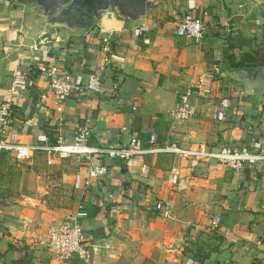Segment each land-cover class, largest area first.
Masks as SVG:
<instances>
[{"label": "crops", "instance_id": "obj_1", "mask_svg": "<svg viewBox=\"0 0 264 264\" xmlns=\"http://www.w3.org/2000/svg\"><path fill=\"white\" fill-rule=\"evenodd\" d=\"M200 10L199 43L173 34L184 12ZM138 23L148 26L139 35L114 18L65 33L70 29L49 27L31 1L0 0V100L11 102L10 135L68 143L85 125L94 146H121L130 134L144 145L153 133L184 147L264 151V88L245 93L224 75L264 66V0H145ZM104 37L117 58L101 65L100 92L71 94L54 112L41 69L54 65L83 82L108 54ZM205 71L212 79L206 97L190 99L194 116L171 120L177 94ZM60 158L53 174L41 155L17 163L10 152L0 154V218L13 226L0 233V264H264V164L229 169L147 155L141 176L138 159L98 158L106 174L88 178L82 159ZM48 197L57 204L45 203ZM158 200L169 206L167 217L154 209ZM77 204L88 258L58 260L44 246L46 228Z\"/></svg>", "mask_w": 264, "mask_h": 264}, {"label": "built area", "instance_id": "obj_2", "mask_svg": "<svg viewBox=\"0 0 264 264\" xmlns=\"http://www.w3.org/2000/svg\"><path fill=\"white\" fill-rule=\"evenodd\" d=\"M206 12H184L175 22L173 34L192 43H199L204 32V17ZM148 26L144 23L134 24L132 32L136 35L146 31ZM102 50L108 54L102 58V63L95 64L93 69L85 75L84 81L75 83L71 81L66 70L49 65L41 69L45 79L46 91L51 96L54 112H59L62 102L71 94L81 95L86 93L97 94L101 90V65L112 57L108 52L107 37L101 39ZM211 72L205 71L198 75L195 81L177 94V100L168 112L173 121H184L194 116L195 110L190 101L192 96L206 97L208 85L211 81ZM12 84L22 85L23 80H13ZM112 84L111 89L119 87ZM11 120V102L9 99L0 100V154L10 152L12 159L17 162H29L33 156H42L45 165H52L60 157L75 156L82 159L87 170L88 178H99L106 174L103 164L96 163L98 158L116 159L125 162L138 159V174L144 176L148 172V165L144 161L147 155H168L171 158L189 159L194 162L213 161L229 169H238L247 164H264V151L253 150L244 145H223L218 148L184 147L171 140L157 141L153 133H149L143 145L139 138L130 134L121 146H94L88 143L89 129L87 126H76L68 143L56 138L48 141L44 135H36L32 143H22L13 138L7 127ZM162 217H167L169 206L160 200L153 205ZM85 216L82 206L77 204L75 210L64 220L49 225L46 228L44 246L48 253L58 260H66L73 256L83 262L88 258L84 245V234L79 220ZM216 224V218L211 220V225ZM13 230L11 223L0 218V233L9 234Z\"/></svg>", "mask_w": 264, "mask_h": 264}, {"label": "water", "instance_id": "obj_3", "mask_svg": "<svg viewBox=\"0 0 264 264\" xmlns=\"http://www.w3.org/2000/svg\"><path fill=\"white\" fill-rule=\"evenodd\" d=\"M49 27L69 28L65 33L84 31L98 19L114 18L122 27L133 25L143 18L145 0H29ZM74 30V31H73ZM225 76L239 81L245 93L264 88V66L233 68ZM114 132V131H111Z\"/></svg>", "mask_w": 264, "mask_h": 264}, {"label": "rangeland", "instance_id": "obj_4", "mask_svg": "<svg viewBox=\"0 0 264 264\" xmlns=\"http://www.w3.org/2000/svg\"><path fill=\"white\" fill-rule=\"evenodd\" d=\"M61 160V158H57L56 160H55V163L54 164H52V165H49V166H51L52 168H53V170H52V173L54 174L55 172H56V165L58 164L57 162H59ZM70 159H66V161H69ZM54 167H55V169H54ZM54 187H52V189H53ZM49 198V197H48ZM48 201V202H47ZM45 203H49L51 206H55L56 204H57V201L56 200H53V199H48V200H46L45 201Z\"/></svg>", "mask_w": 264, "mask_h": 264}, {"label": "trees", "instance_id": "obj_5", "mask_svg": "<svg viewBox=\"0 0 264 264\" xmlns=\"http://www.w3.org/2000/svg\"><path fill=\"white\" fill-rule=\"evenodd\" d=\"M241 63L240 62H236V63H233L231 66H240Z\"/></svg>", "mask_w": 264, "mask_h": 264}]
</instances>
